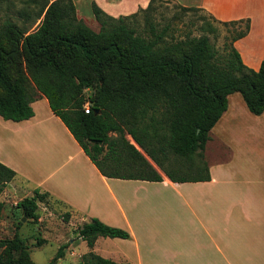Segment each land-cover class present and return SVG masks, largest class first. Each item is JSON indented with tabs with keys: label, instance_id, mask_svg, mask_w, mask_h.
<instances>
[{
	"label": "trees",
	"instance_id": "16d2710c",
	"mask_svg": "<svg viewBox=\"0 0 264 264\" xmlns=\"http://www.w3.org/2000/svg\"><path fill=\"white\" fill-rule=\"evenodd\" d=\"M156 1L119 18L93 2L99 32L78 18L73 0L28 1L19 14L22 25L10 18L0 22V116L29 120L35 116L32 103L43 95L103 176L161 182V171L175 183L210 181L206 146L228 109V97L240 93L251 113H264V62L256 71L234 46L221 61L207 37L180 40L171 35L168 40L169 25L161 31L152 20L141 31L130 25L153 12ZM244 22L249 29V20L223 24ZM88 89L93 92L87 97ZM170 153L182 163L167 168L164 160ZM15 177L0 163V221L6 207L1 196ZM47 198L36 190L16 208L38 224V202ZM63 219L68 222L70 215ZM78 234L91 249L99 237H130L98 219L83 224ZM66 248L50 264L64 258ZM0 250V264H36L18 233L0 238ZM80 264L119 263L91 252Z\"/></svg>",
	"mask_w": 264,
	"mask_h": 264
},
{
	"label": "crops",
	"instance_id": "0c3cea01",
	"mask_svg": "<svg viewBox=\"0 0 264 264\" xmlns=\"http://www.w3.org/2000/svg\"><path fill=\"white\" fill-rule=\"evenodd\" d=\"M171 1L222 22L249 20L234 47L247 67L260 69L264 0ZM93 2L119 18L147 9L151 0ZM31 106L35 116L26 121L0 116V163L16 173L5 191L17 205L39 190L48 194L39 210L70 215L67 223L77 234L70 239L72 256L81 247V261L93 252L119 264H264V113H251L240 93L228 97V109L210 133L206 182L175 183L161 171V182L107 178L45 96ZM92 219L130 237H99L91 249L78 228Z\"/></svg>",
	"mask_w": 264,
	"mask_h": 264
},
{
	"label": "rangeland",
	"instance_id": "374dc122",
	"mask_svg": "<svg viewBox=\"0 0 264 264\" xmlns=\"http://www.w3.org/2000/svg\"><path fill=\"white\" fill-rule=\"evenodd\" d=\"M28 1L30 0H0V22L6 18H10L22 25L23 20L20 19L19 14L26 8ZM49 1L53 2L55 0ZM78 1V8L76 6L78 18L83 20L95 32H99L101 26L93 15L91 8L92 0ZM154 8V11L149 13V15L142 14L138 16L130 25L140 31L147 26L149 20H152L160 31L169 25L168 40H170L171 35L180 40H186L187 36H190L192 39L207 37L211 47L216 52L217 58H220L221 61H225L228 58L235 40L248 30L246 22L233 26L224 25V22L215 19L204 9L184 11V6L171 0H157ZM205 23L211 24L210 27L205 26ZM38 24L39 22L32 28L31 32L37 28ZM92 92V89L86 90V96L88 97ZM111 136L116 137L117 135L111 134ZM128 139L134 143L129 136ZM148 160L156 167L150 158ZM182 161V159L170 153L168 159L164 160V164L169 168V166L177 165L182 163ZM186 171L188 174L195 173L192 170ZM1 200L5 203L6 207L0 221V238L11 239L16 233L21 235V237L27 240L31 257L36 264H50L62 246H67L65 257L60 259L57 264L81 263L79 257L81 247L75 249L76 256H72L69 252L70 239L77 235L76 232L75 235L73 234L75 226L65 222L63 216L41 206L42 209L38 211L41 221L39 220V223L35 224L24 217L21 211L17 210L15 205L16 199H13L6 191L3 192ZM24 219L25 221H22ZM21 221L22 225L17 229L18 223Z\"/></svg>",
	"mask_w": 264,
	"mask_h": 264
},
{
	"label": "built area",
	"instance_id": "2783aa9c",
	"mask_svg": "<svg viewBox=\"0 0 264 264\" xmlns=\"http://www.w3.org/2000/svg\"><path fill=\"white\" fill-rule=\"evenodd\" d=\"M86 109H87L86 111L88 112V111H89V107H88V106H86Z\"/></svg>",
	"mask_w": 264,
	"mask_h": 264
},
{
	"label": "water",
	"instance_id": "95a60500",
	"mask_svg": "<svg viewBox=\"0 0 264 264\" xmlns=\"http://www.w3.org/2000/svg\"><path fill=\"white\" fill-rule=\"evenodd\" d=\"M23 221H25V219Z\"/></svg>",
	"mask_w": 264,
	"mask_h": 264
}]
</instances>
